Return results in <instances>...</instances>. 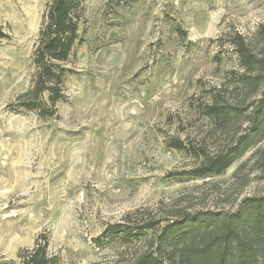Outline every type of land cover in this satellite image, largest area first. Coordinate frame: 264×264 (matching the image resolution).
I'll return each mask as SVG.
<instances>
[{
  "label": "rangeland",
  "instance_id": "374dc122",
  "mask_svg": "<svg viewBox=\"0 0 264 264\" xmlns=\"http://www.w3.org/2000/svg\"><path fill=\"white\" fill-rule=\"evenodd\" d=\"M47 3L0 0V264L37 244L50 264H125L144 241L106 231L126 216H228L264 195V139L208 178H191L199 159L172 148L205 158L254 139L264 76L250 95L237 43L264 56V0H82L61 99L40 118L22 95ZM215 102L233 127L208 115Z\"/></svg>",
  "mask_w": 264,
  "mask_h": 264
},
{
  "label": "trees",
  "instance_id": "16d2710c",
  "mask_svg": "<svg viewBox=\"0 0 264 264\" xmlns=\"http://www.w3.org/2000/svg\"><path fill=\"white\" fill-rule=\"evenodd\" d=\"M82 0H48L42 26L34 49L36 74L30 91L22 96L25 111L36 112L40 118L51 117L61 99L63 84L62 63L66 62L78 40V12ZM0 24V39L6 38ZM243 85L249 94L261 91L264 76V56L255 58L241 42L237 43ZM47 93V101H44ZM49 102V104H47ZM254 139L242 137L224 146L214 156L199 158L196 149L174 143L172 148L199 159L191 178L220 176L242 154L264 139V106L256 111ZM208 115L221 127H233L236 114L227 106L213 103ZM234 113V116H233ZM229 129V128H228ZM264 157V150L260 152ZM264 166V164H263ZM161 222L141 213L132 221L128 216L106 232L125 246L144 241V248L133 251V259L125 264H264V195L244 199L234 215L217 213L187 216L180 212ZM147 215V214H146ZM108 237V238H109ZM46 244H37L33 251L19 255L22 264H50L45 256Z\"/></svg>",
  "mask_w": 264,
  "mask_h": 264
}]
</instances>
